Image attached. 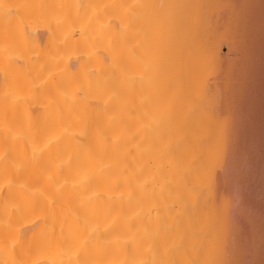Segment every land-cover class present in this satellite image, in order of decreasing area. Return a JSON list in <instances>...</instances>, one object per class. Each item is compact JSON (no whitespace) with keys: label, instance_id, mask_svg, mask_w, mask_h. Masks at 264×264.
Returning <instances> with one entry per match:
<instances>
[{"label":"bare ground","instance_id":"obj_1","mask_svg":"<svg viewBox=\"0 0 264 264\" xmlns=\"http://www.w3.org/2000/svg\"><path fill=\"white\" fill-rule=\"evenodd\" d=\"M245 221L264 0H0V264H244Z\"/></svg>","mask_w":264,"mask_h":264},{"label":"rangeland","instance_id":"obj_2","mask_svg":"<svg viewBox=\"0 0 264 264\" xmlns=\"http://www.w3.org/2000/svg\"><path fill=\"white\" fill-rule=\"evenodd\" d=\"M250 204V203H249ZM251 204H253L252 202H251ZM246 208H248V205H247V207ZM252 208H253V205H252ZM251 207L249 208L250 209V211H249V213L248 214H245V218H246V221H248V222H254V225L253 226H255L256 224H255V222L256 221H252V220H256L257 218H256V215L253 217V214H251L250 212H251V209H252ZM254 209V208H253ZM248 210V209H247ZM247 212V211H246ZM253 213H255V211H252ZM256 214V213H255ZM246 221L244 222V223H246ZM226 223V222H225ZM257 223V222H256ZM237 225V224H236ZM245 225V224H244ZM246 225H247V228H249V226L251 225V223H250V225L249 224H247L246 223ZM245 225V226H246ZM245 226H243V228L246 230H243V228H242V230L244 231V232H246L247 233V236H246V239H245V244H247V245H245V244H243V247H244V245L246 246L243 250H244V264H254V262H255V258L253 259V256H260L261 255V258H264V248H262L261 250L257 247V244H256V242H257V235H255L256 233H257V229H256V233L254 234V232H252L253 230L251 229V226H250V228L249 229H246V227ZM240 228V227H239ZM240 228V229H241ZM252 228H254V227H252ZM262 228V227H261ZM264 228V227H263ZM260 229V230H258V231H261L262 232V234L264 235V229ZM250 229L252 230V231H250ZM241 231V230H240ZM243 231H242V233H243ZM238 232H239V229H238ZM252 233V236H251V238L249 237L250 236V234ZM245 233V234H246ZM253 236L254 237H256V239L255 238H253ZM244 237H245V235H244ZM249 238V239H248ZM260 238V241L262 242V245L264 246V236H261V237H259ZM236 241L238 242L239 240H238V238L236 239ZM239 247H238V246ZM235 246H237L236 248L239 250V248L240 247H242V245L240 246L239 245V242L236 244V242H235ZM247 248V249H246ZM241 252V251H240ZM259 252H260V254H259ZM260 258V259H261ZM262 260V259H261ZM261 262V261H260ZM264 264V260L261 262V264ZM260 264V263H259Z\"/></svg>","mask_w":264,"mask_h":264}]
</instances>
